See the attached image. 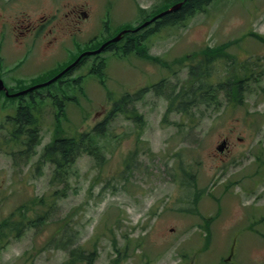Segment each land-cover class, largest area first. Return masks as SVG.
I'll list each match as a JSON object with an SVG mask.
<instances>
[{
  "label": "rangeland",
  "instance_id": "obj_1",
  "mask_svg": "<svg viewBox=\"0 0 264 264\" xmlns=\"http://www.w3.org/2000/svg\"><path fill=\"white\" fill-rule=\"evenodd\" d=\"M11 1L0 0V20L15 13L26 24L53 7L62 19L50 50L46 30L31 52L20 50L15 29L0 36V79L23 91L175 0H38L9 12L23 5ZM72 7L87 17L65 30ZM250 34L264 40V0H215L142 41L147 57L108 50L84 59L62 82L32 94L42 112L39 143L27 155L10 141L6 117L28 97L0 93V224L16 227L0 237V264H67L78 256L77 264H264V42ZM228 42L225 53L248 60L254 77L244 81L241 104L219 92L214 104L189 97L178 105L185 113L168 112L174 96L192 91L189 69H204L207 47ZM100 63L103 75L91 74ZM226 68L219 63L211 73L222 77ZM126 94L128 113L106 119ZM53 98L64 102L57 120ZM102 122L103 131H93ZM56 136L86 141L54 177L43 155ZM223 139L228 149L219 153Z\"/></svg>",
  "mask_w": 264,
  "mask_h": 264
},
{
  "label": "trees",
  "instance_id": "obj_2",
  "mask_svg": "<svg viewBox=\"0 0 264 264\" xmlns=\"http://www.w3.org/2000/svg\"><path fill=\"white\" fill-rule=\"evenodd\" d=\"M184 1L182 6L172 13H167L159 20H157L153 27L145 28L144 30L136 33H126L121 39L120 47H114L115 50H118L123 53V55H128L135 52L138 56H146L144 53V46L142 41L149 37L152 33L157 32L161 28H169L175 25L183 24L189 18H192L194 15L205 11L206 7L215 0H175L174 3ZM148 18L144 19L147 20ZM142 23V22H141ZM258 40L264 42L263 38L257 35L252 34ZM230 43H225L214 48H207L206 51L202 54V61L204 62V69L200 70L199 73L193 71V66L189 69L190 77L192 78L191 83L187 89H192L190 92L182 91L181 94H178L173 97L174 101H170L168 112L171 110L180 111L185 113L186 108L178 107V105H186L187 103L183 102V99H189L192 97L200 98L201 102H206L207 104L216 103V94L219 92L224 93L225 97L232 101V104L241 102V92L244 88V81L248 79H253L252 72L244 65L236 66L234 58L231 55L225 53V48L228 47ZM147 57V56H146ZM223 65L226 68V74L222 77H219L217 81H212V76L215 75L218 77L219 70L215 73H211L213 67H216L218 64ZM211 65V66H210ZM103 68V64H99L96 68H93L91 72L100 73ZM197 68V67H195ZM198 69V68H197ZM243 75H240V74ZM195 93V95H194ZM30 94V93H29ZM190 94V95H189ZM26 96V95H25ZM28 101L25 105H19L16 109V112L13 116L7 117V122L11 125L9 139L10 141H15L23 145L24 153L31 154L33 148L39 143L38 141V130L40 124V116L38 113H41L40 105L37 106L35 98L30 94L27 95ZM129 94L123 95L119 100L113 103L111 110L108 113L110 116L115 114L128 113L125 110V105L129 102ZM24 99V96L21 100ZM54 103L56 104V116L57 120L64 113L63 102L59 101L57 98H53ZM175 104L177 106L175 107ZM134 112L135 115L132 113ZM132 119L137 123L141 124V116L138 115L135 110L131 111ZM99 126V129H98ZM93 128V131L101 133L105 126V123L102 122ZM81 135L79 138H83ZM86 140L84 139H68L60 138L56 136L53 141L45 147L43 158L47 159L55 168L54 177L59 176L63 173L64 169L71 163L76 154L74 152L78 149V143H83ZM91 154L92 151H88ZM12 216V215H11ZM16 227H9L5 224H0V237H4L7 234L11 233ZM81 261V257H74L67 264H77Z\"/></svg>",
  "mask_w": 264,
  "mask_h": 264
},
{
  "label": "flooded vegetation",
  "instance_id": "obj_3",
  "mask_svg": "<svg viewBox=\"0 0 264 264\" xmlns=\"http://www.w3.org/2000/svg\"><path fill=\"white\" fill-rule=\"evenodd\" d=\"M18 0H12L11 3H15ZM38 0H20V2H22L23 5H21L20 7H12V6H7L9 8V12L12 11L14 8L17 9H21L23 6L29 8L30 6H32L33 4L37 3ZM23 13V10L21 12V14ZM58 13H60V11L53 7L51 8L48 12L45 11H41V12H36L34 17L30 20L27 21V23L25 24V19H23L24 21L18 19L17 14L15 13H8L7 15V21H1L0 20V27L2 26H6L7 28H9V25L12 27V29H19L17 30L18 33L20 32V30H23L20 32V34L25 36V33H31V31H36V30H44L47 29V33L45 35V37H48L50 34L52 36V30L54 29V27L57 24H60V21L62 19H60V17L58 16ZM86 13V12H85ZM83 11H81L78 7H72L67 9V12L64 13L63 15V20H64V28L66 29L67 26L72 25V26H78V24L81 22V20L85 19L87 17V15L85 14ZM20 14V15H21ZM13 20H18L15 22H11ZM60 29H62V26L60 25ZM6 35V33H5ZM4 33L1 34L2 37H5ZM17 42L20 43V41L18 39H16ZM48 43H52V40H49ZM21 44V43H20ZM48 45H46V50H48ZM225 149H228V144L226 142V146Z\"/></svg>",
  "mask_w": 264,
  "mask_h": 264
},
{
  "label": "water",
  "instance_id": "obj_4",
  "mask_svg": "<svg viewBox=\"0 0 264 264\" xmlns=\"http://www.w3.org/2000/svg\"><path fill=\"white\" fill-rule=\"evenodd\" d=\"M182 3H178L174 6H172L170 9L158 14L157 16H155L154 18H152L151 20L147 21V22H144L142 25H140L138 28L134 29L132 32H136L138 30H140L141 28H144L146 27L147 25H149L151 22H153L154 20H156L157 18L159 17H162L163 15L167 14V13H170V12H175L176 10H178L180 8ZM126 31H121L116 37H114L113 39H111L110 41L106 42L105 44H103L98 50L96 51H93V52H87V53H84L83 55L85 54H97L99 53L107 44L109 43H114V42H117L120 37L125 33ZM63 73L59 74L58 76H56L55 78H53L52 80L44 83V84H41V85H38V86H35L33 88H30V89H27V90H24L22 92H18V93H15V94H12V95H9L7 93V90L5 89L4 85H3V82L0 80V91H3L6 95L8 96H20L21 94H24L28 91H31V90H34L35 88L37 87H40V86H46L48 84H50L51 82L55 81L57 78H59ZM224 148V143L221 144L220 146H218V151H222Z\"/></svg>",
  "mask_w": 264,
  "mask_h": 264
}]
</instances>
